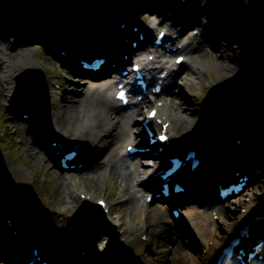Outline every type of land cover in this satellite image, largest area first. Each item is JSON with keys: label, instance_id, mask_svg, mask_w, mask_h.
<instances>
[{"label": "bare ground", "instance_id": "6f19581e", "mask_svg": "<svg viewBox=\"0 0 264 264\" xmlns=\"http://www.w3.org/2000/svg\"><path fill=\"white\" fill-rule=\"evenodd\" d=\"M91 2L92 0H88L86 6H89L90 4L94 6V3ZM125 2H127L126 5L122 4L119 0L111 1L109 11L107 10L108 12L105 17L106 23L108 24V34H110L111 39H115L118 42V48L122 47V32L118 26H120L125 20L129 19V21H135L141 25L140 30L145 34L142 44L149 42L152 31H155L156 34L158 29L159 32L161 29L165 28L167 31L166 36H168L170 45H182V49L179 51L178 55L183 52L186 53L187 57L183 60V63L186 64V71L184 76L179 77V81L175 80L176 73L174 72V62L170 63V58L163 59V55L167 56L163 51H156V59L153 63V71H155V73L160 74L163 69H167L168 73L171 74L167 78L171 82L170 88L171 86L178 87L177 83L180 84L178 91H171L168 89L163 92L166 93L167 96L163 97L162 100H159L163 101V106L158 109L157 117L165 118V120L170 122L172 127L176 130L180 127L186 128V131L189 133L180 138L183 143L186 141L185 146L190 145L191 142L194 143L193 141L195 139L192 140L194 133L204 127V123L200 122L197 116L193 115L196 108L191 107L194 105V101L197 98L199 91L203 89V82L205 81L208 86L210 85L214 89L219 86L218 83L211 85V82L213 81L212 78L204 75L206 73L203 65L205 61L214 66V68L212 66V72L217 71L222 76L229 75L228 82L220 86V88H235V90L240 93L241 99L247 102L245 104L247 106L250 105L251 94L243 91L242 87L239 86L248 85L250 80L253 81L256 78H253V71L245 72L246 65L242 64L244 59H240L236 56L232 57L229 53H224L223 50L216 47L215 40L213 39L214 37L210 33V30H215V25L213 23L214 26L210 24L209 13L206 10L208 7L205 6L206 9L201 7V3L205 4L206 0L185 1L186 3L191 2V4L197 8V10L190 11H198V14L202 16V18L193 20V28L199 32H203V29H210L204 34L197 33L198 36L194 35L192 32L183 35H181L180 32L177 33V30L174 27L175 21L173 20V17H171V19L167 18V21H163L162 15L153 12V9L151 8H149L150 12H144V16L141 15L137 9L132 8L135 4H138L136 3L137 0H133V3L131 4H128L130 0H125ZM165 2L166 0H160V3L162 4ZM83 7L85 6L78 3V5L73 6L70 10H73L80 17H84L90 25L98 26L94 17L95 13L92 12V14H90L86 12L90 17L86 18V13L84 12L86 11V7L85 9H83ZM94 8L96 9L95 6ZM53 11H55V8H53ZM177 15L182 20H185L187 12L179 11V14ZM182 23L185 24L184 21ZM117 24L119 25L117 26ZM128 27V25L125 26L124 33H128V35L132 37L134 32L129 30ZM66 38L68 39L67 36ZM69 40L70 39H68V41ZM9 42L11 43L10 40ZM228 42L231 47L230 40H228ZM146 46L140 55H146L148 51L146 50L145 52V49L148 48ZM12 49H15V45ZM3 50L5 53L2 54L0 58L5 59L8 55H12V53L7 51V47L3 48ZM16 50H19L18 55L21 60L14 65L15 67H12V64L8 63L9 61L7 59H5L4 62L0 61V82L3 84L2 88H6L5 91L7 92V96H9L12 91V74L16 66L18 70L21 69V67L19 68L18 66V64L21 63L25 67H34L27 57L30 56L29 50L24 47H20ZM132 51L133 49L131 48L129 52ZM139 53L140 52L136 51L133 55H138ZM148 54L153 53L149 52L146 56H148ZM175 57H177V55L173 56L171 59L174 61ZM116 63L118 64V61ZM65 67L70 78L74 81H80L78 90L76 91L77 93L71 96L64 95V97L61 98L57 96L60 92L51 91L49 101L45 102L43 111H40V113L44 112L45 114L44 118L42 117L44 120L42 125L44 127H50L54 132H57L59 135L58 137L67 135L68 138L74 140L77 148L81 149L78 159L82 158L83 167L77 170L59 172L60 168L56 161V150L51 146H47L48 148L44 147L47 142L42 136L44 135V132H32V129L29 130V128L35 127L36 124H31L32 120H28L30 124H28L29 126L26 128V121L21 119L18 120L20 137L23 141H30L32 144L31 147H24L29 153V158H33V160L40 158L43 162L42 166L46 164L53 165L57 171L56 176L59 178V185L56 188L58 190L59 200L62 202L60 207H66V211H69L70 208L80 203L78 196L82 193H79L78 196L76 195L77 183L80 176H95L96 178L101 179L106 175H112L114 182L119 186V193L116 194L118 205L127 206L128 210H131V208H133V210L137 209L142 213V216L148 215L145 199L149 193H151V189L154 188L155 182H160V184L163 183L159 177L154 176L155 171L161 166L158 167L155 163L157 158L154 159V163L150 167L147 166L149 164L142 163V161L138 160L132 161L127 165L124 163L120 154L123 147L122 145H124L123 148L125 150L127 145L141 142V138H143L144 141L147 140V137L144 136L143 129L140 126L143 124V120L140 121V125L133 126L132 124L139 122L137 116L143 112V107L146 106V104L152 103L148 101L145 102V100L135 106L132 113H128L127 111L122 110L119 102L111 97V85L100 86L98 85L100 82H90L85 79L77 78L75 75L80 74L78 73L80 69L77 66L65 64ZM256 68L260 67L257 66ZM83 82L85 84H83ZM63 89L68 90L69 88L63 87ZM66 94L68 93L66 92ZM33 100L35 101V99ZM155 102L156 101H154V103ZM229 105H231L230 102ZM42 118L39 116L37 117L38 128H41L40 123L42 122ZM259 119L261 120L260 117ZM228 124H230V128H234V130L239 129L240 126L245 127V130L250 127L252 132L250 133V136L256 134L255 143L260 141V137L257 133H264V123L262 121H256V116L250 117L247 111L237 118L234 122L235 125L231 124L230 121ZM154 126L158 133L160 131V126L156 124H154ZM134 132L138 133V136H135ZM261 140H263L261 144H256L260 154L253 151V146H250V151L248 152H245L246 148L241 149L244 151L238 152L242 147L231 145L230 137H226L223 132L215 137L214 142L208 140L207 144L200 147L198 154L200 159L204 162L197 168L196 172L205 171L203 173L206 177L209 176V168L212 167L216 172L218 171L220 167L219 160L227 156L229 151H232V154L235 156L239 154L241 155V158L237 157L238 159L234 156H230L232 157L230 160L237 159V162L247 156L245 159L248 158V160L243 161L251 164L254 168V173L251 174L253 180H251L250 185L245 189L244 194L245 197L248 198V201H245L242 195L243 193L239 194L240 196L236 198L227 199L221 204L215 216L212 215V209L207 207L198 208L196 205L183 207L181 209L182 217L176 223H180L195 232L196 238L194 241L199 245V250L196 252L190 251V249L185 246L177 245V243L170 247L169 240L166 238L162 239L157 250H147L146 242L141 240L137 241V235L134 234L137 233L139 229L133 228L130 223V225L127 226L128 228H125V231L130 232V234H128L129 239L137 242H135V249L138 254L139 264H209L217 249L227 241L231 236V233H235V230L241 226V222L251 219L260 212L264 213V154H261V150H264V136L261 137ZM95 142L99 144L100 149H98L97 144L93 147ZM211 148H217V153L215 155L212 154ZM175 154L176 152H174L173 155ZM148 155L152 154L148 153ZM0 163L3 164L8 171H13L16 167L15 163L9 159H3V161L0 159ZM199 177V173H195L194 177L189 181V183L192 182V185L189 187L190 191L195 195H199L203 192L201 186L209 188L213 182V180L209 181L208 178L201 179L203 177ZM173 179L177 180L176 177ZM142 191H145V194H143L144 202L140 203L142 196L139 198L136 197H138L137 195L139 193H143ZM109 209L110 212L114 213V207L111 206ZM61 210L62 209H60V211ZM242 210H245V213H243ZM63 215L65 214H62V216ZM110 216L118 220L120 225L123 226L120 217L115 218L116 215L113 216L111 213ZM6 217L7 216H5V218ZM259 222L263 223L262 220ZM172 224L173 220L166 214L164 208L159 207L154 210L152 228L170 227ZM12 227L15 229L17 228L14 223L12 224ZM19 231L21 233L22 229ZM5 232L6 229L0 225V235L3 236ZM27 243L30 244V241H27ZM89 243L90 241L87 242V244ZM78 246L79 245L75 247V251H77ZM202 250H204V253ZM78 258L80 257L77 253L75 261H77ZM0 264H5L1 253ZM72 264H74V261Z\"/></svg>", "mask_w": 264, "mask_h": 264}, {"label": "rangeland", "instance_id": "374dc122", "mask_svg": "<svg viewBox=\"0 0 264 264\" xmlns=\"http://www.w3.org/2000/svg\"><path fill=\"white\" fill-rule=\"evenodd\" d=\"M111 1L113 0H92L91 3H94V6L97 9L96 10L92 4L86 6V4H88V0H0V56L5 53L3 48L7 47V51L12 53V55H8L5 59L9 61L8 63L12 64V67H15L14 65L19 63L21 60L19 58L20 56L18 55L19 50L16 49L24 47L30 51V56L27 57L31 61L32 66H34L25 67L21 63L18 64L19 68L21 67L19 70L16 66L14 73L12 74L15 84L12 85V91L9 96H7V92H4L5 89L2 88L3 84L0 82V159L2 161L3 159H9L13 161L16 166L13 171H8V169L6 170L3 164L0 163V182L5 181L10 188L15 190L19 197L29 207L31 224L28 227H25L24 234H30L31 232L32 234L36 235L37 238L41 240L42 244H45L46 249L54 252L55 254L59 252L57 256L61 255V259H65L66 261L67 258H69L67 253H69L71 250L68 252V250H65V246H63V239L66 235L65 229H67L69 226L71 217L77 212V209L80 208L83 203L69 211H66V207H60L62 202L59 200L58 190L56 188L59 185V178L56 176L57 171L52 164H46L42 166L43 162L40 158H36L34 160L33 158H29V153L26 151V148L24 149V147H31L32 144L30 141H23V139L20 137V126L18 124V120H20L19 117L22 111L25 110L23 109L24 107L28 108L32 114L37 115L36 111L38 107L41 106V103L44 105L46 101L45 100L43 102L44 95L46 94L47 99H50V91L60 92V94L57 96L61 98H63L64 95L71 96L76 94L80 81H74L72 78H70L69 73L65 70L66 63L74 65L71 60H66V62H64L65 59L59 56L58 51L53 49V43H43L39 38H36V36L39 35L42 30L38 29L39 33L35 34L33 27L27 28V25L26 29L25 26L23 29L21 26L24 20V23L28 22V24H32L30 16H33V14H29V16L25 15L24 13L26 10L35 13L33 7H36V9L37 6L41 7L40 16L46 17V14L56 18H62L69 17L66 14L69 13L70 8L78 5V3L86 7V11H84L85 13H91L92 11L98 12L99 10L107 11V9L109 11ZM119 1L124 5L127 4L125 0ZM138 2L140 4V0H138ZM153 2L160 3L158 0H146V3L149 7L155 8ZM182 2L183 1H180L176 4H180L181 8ZM131 3H133V0H130L128 4ZM176 4L172 2L170 7L173 8ZM205 6H207L208 9H206ZM27 7L32 8L24 10ZM85 7H83V9H85ZM139 7L141 12V4L140 6L135 4L132 8L137 9L139 12ZM170 7H166V9L171 10ZM177 7L178 6H176V8ZM201 7L208 11L210 24L215 25H213L215 30H209L214 37L213 39L215 40L216 47L223 50L224 53H229L232 57L236 56L240 59H244L242 64L246 65L245 72L253 71L252 73L255 74L254 76L256 79H258L257 82L250 80L248 85L239 87H242L243 91L251 94V97L253 96L254 101H256L254 108H252L253 111L258 113L256 116V121H264V0H206L205 4H201ZM53 8H55V11H53ZM191 9L197 10L196 6H192ZM87 13L85 14L86 18H90ZM198 13V11H193L191 14V19L194 20L196 17L201 18L202 16ZM97 14L100 15L102 13L99 11ZM83 18L84 17L79 16L78 19L75 20L77 23H84L81 20ZM11 19H14L16 22H13ZM85 24L89 25L90 23ZM191 25L186 27L184 31L191 29ZM254 26L260 29V32L262 33V35L260 34L261 36H255L253 33H251V28H254ZM247 28L250 30V34L249 31H247ZM69 34L75 36L76 38H83L86 33L80 27V29L73 30L72 33ZM228 40L231 42V47L229 46ZM14 45L15 49H12ZM5 59L0 58V61L4 62ZM203 65L206 70L204 75L206 77H211L213 80L211 85L218 83L220 84L219 86H222V84L228 82L229 75L222 76L217 71L212 72L211 70L213 65L209 64L207 61H205ZM257 66L260 68H256ZM33 70H37V72L35 73ZM20 73H27L29 77L33 78V80H36V82L39 81L41 83L40 88H42V91L37 93L34 92V90L26 91L22 88H18L16 84V78ZM38 74H40V76H37ZM53 82H57V86L59 88H54ZM63 87H68L69 89L64 90ZM202 88L203 89L199 91V94L194 101V105L191 107L196 108L193 115L197 116L198 120L204 123V127L194 133L192 140L203 135L206 132L207 127H210V125L206 124L207 122H205L207 120L210 121V116L203 114V108L208 104L207 102L210 103L214 101V103L217 105L223 103L225 99H228L226 97V93L221 95L216 94L217 91H224V88H216L211 90L212 87L210 85L208 86L205 81L203 82ZM177 90H179V88ZM226 90L227 89L225 88V91ZM66 92L68 94H66ZM228 93V95H233L234 91L232 90V92ZM20 96H26L35 99L33 106L28 104V106H20L17 107V109H14L12 102L15 100L13 98H19ZM239 98L240 95H237L230 98V100H236ZM37 104L38 106H35ZM235 105L236 104H231V106H233L231 109H228L227 107L225 111V119L229 117L232 111L236 115ZM244 112L245 110L243 109L240 115ZM25 127L27 128L28 125L25 124ZM43 132L45 131L42 130V133ZM188 133L189 132L186 131V128L184 127H180L177 130L172 128V138L176 139V141L178 140V142H182L180 138ZM239 134L242 135V130L239 131ZM95 144L99 145L96 142ZM45 146L46 145H44V147ZM145 160L146 159H144V162H146ZM118 187L119 186H117V184L114 182L112 175H106L101 179H98L95 176H80L76 189L77 193L82 191L84 193L93 194L95 199H105L108 206L115 208L113 216L116 215L115 218L120 217L125 227H127L129 223L133 225V228L137 229L144 226L147 229L146 234L142 236L137 232L136 235L143 241L147 240V250H157V248L160 246L159 244L162 242V239H171V231H169L170 234L168 235L165 232L167 227H163L164 229L162 227H158L156 229L152 228L153 212L157 208L156 205L146 207L148 213V215H145L146 217L142 216V213L137 209L133 210V208H131V210H128L127 206L118 205V199L116 195L119 193ZM81 197H85V195L83 194ZM243 197L245 199V196ZM60 209L62 210L60 211ZM62 214H65L63 215L64 217ZM166 214L169 215V210H166ZM109 221L117 224L115 221H111L110 219ZM21 229L24 228L21 227ZM117 230L120 232L119 238L122 239L126 244L130 245L134 250V243L129 241L125 233L121 234L122 229L118 227ZM90 236L93 239V242H91L88 249L90 252H92L94 244H99V242L102 240L103 247L105 240H107L103 234H91ZM82 239L86 238L76 237L75 242ZM170 244H173V239L172 242L170 241ZM0 250L2 249L0 248ZM11 251L12 250H10L9 253L5 249L2 251V258L5 264H10L11 262ZM72 253H74V256L77 254L75 249ZM77 264L85 263L83 259H80Z\"/></svg>", "mask_w": 264, "mask_h": 264}, {"label": "water", "instance_id": "95a60500", "mask_svg": "<svg viewBox=\"0 0 264 264\" xmlns=\"http://www.w3.org/2000/svg\"><path fill=\"white\" fill-rule=\"evenodd\" d=\"M113 264V263H112ZM121 264H129L128 262H127V260L126 259H124V261H122V263ZM132 264V263H131Z\"/></svg>", "mask_w": 264, "mask_h": 264}]
</instances>
